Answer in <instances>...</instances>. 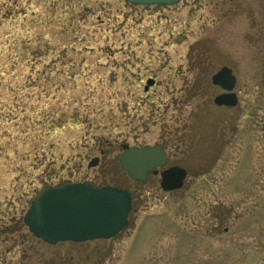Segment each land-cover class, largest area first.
<instances>
[{
	"label": "rangeland",
	"instance_id": "rangeland-1",
	"mask_svg": "<svg viewBox=\"0 0 264 264\" xmlns=\"http://www.w3.org/2000/svg\"><path fill=\"white\" fill-rule=\"evenodd\" d=\"M223 65L233 111L212 101ZM162 139L190 171L177 194L118 163ZM65 181L132 193L129 226L35 238L30 199ZM0 264H264V0H0Z\"/></svg>",
	"mask_w": 264,
	"mask_h": 264
},
{
	"label": "water",
	"instance_id": "water-1",
	"mask_svg": "<svg viewBox=\"0 0 264 264\" xmlns=\"http://www.w3.org/2000/svg\"><path fill=\"white\" fill-rule=\"evenodd\" d=\"M134 5H173L182 0H123ZM213 85L223 93L214 98L217 106H234L236 95L232 92L236 77L228 67H222L212 77ZM153 84L146 81L144 90ZM92 159L88 167L95 166ZM166 163V154L159 145L144 147L122 146L119 156L121 170L133 181L146 183L147 176ZM185 170L172 167L161 172L163 191L180 189ZM133 210L128 191L111 186L94 187L89 183L66 181L42 187L29 201L23 215V224L29 232L43 242H85L111 239L129 226Z\"/></svg>",
	"mask_w": 264,
	"mask_h": 264
},
{
	"label": "flooded vegetation",
	"instance_id": "flooded-vegetation-1",
	"mask_svg": "<svg viewBox=\"0 0 264 264\" xmlns=\"http://www.w3.org/2000/svg\"><path fill=\"white\" fill-rule=\"evenodd\" d=\"M222 67H228V68H230V69L232 70V73L234 74V70H233L231 67L227 66V65H223V66H221L218 70H220ZM218 70H216V71L210 76V84H211V87L220 90V92H219L218 94H216V95L213 97V100H212V101H213V105H214L215 107H217V108H220V109H226V110H232V111H233V110L237 109L238 106H240V105H239L238 94H237L236 91H235V87H236V83H237V78H236L235 86H234V88H233V90H232V92L236 95V100H237V101H236V104H235L234 106H217V105L214 104V98H215L217 95L223 93V90H222L219 86L213 85V84H212V81H211V77H212V76H213ZM234 76H235V74H234ZM235 77H236V76H235ZM149 79H152V78H149ZM152 80H153V79H152ZM153 83H154V81H153ZM229 126H230V127L233 126V125H232V122L230 123ZM233 127H235V126H233ZM233 132H236V130L234 129ZM233 135H234V134H233ZM224 136H225V132H224V134L221 135V137H224ZM230 141H231V138H230L229 140H227L226 143H230ZM154 145H159V146L162 148V150H163L164 153L166 154V163H165V165H164L163 167L156 169V172H155V173H154V172L149 173L148 176H147L146 183H141V184H148V183H150V182H156V183L159 184V187H160V182H161V172H162V171L167 170V169L172 168V167L181 168V169L185 170L186 176H185V178H184V180H183V185H182V187H181L180 189L172 190V191H163L162 188L160 187V189H161L163 192H165V193H169L170 195H171V194H177V193H179V191H180L181 189H183V187L186 185V180H187V178H188L189 175H190V171L188 170V168H187L186 166H184V165H182V164H179L178 162H171V163L169 162L168 154H167L168 146L166 145V142L163 141V139L160 140L159 142L155 143ZM134 182H135V183H140V182H138V181H134ZM91 184H92V183H91ZM93 185H94V184H93ZM114 187H116V186H114ZM117 188L124 189V188H121V187H117ZM125 190H126V189H125ZM128 192H129V191H128ZM129 193H130V192H129ZM130 195H131L132 203H133V210H134L133 213H135L136 210H135V208H134V196H133L132 193H130ZM133 213H132V214H133ZM116 237H117V236H116ZM69 243H71V242H69ZM82 243H86V242H82ZM73 244H80V243H73Z\"/></svg>",
	"mask_w": 264,
	"mask_h": 264
}]
</instances>
